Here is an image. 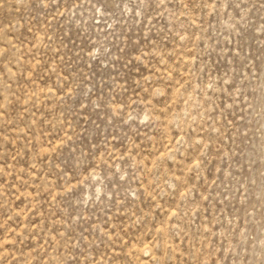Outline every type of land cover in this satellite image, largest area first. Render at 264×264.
<instances>
[{
  "label": "rangeland",
  "instance_id": "374dc122",
  "mask_svg": "<svg viewBox=\"0 0 264 264\" xmlns=\"http://www.w3.org/2000/svg\"><path fill=\"white\" fill-rule=\"evenodd\" d=\"M0 264H264V0H0Z\"/></svg>",
  "mask_w": 264,
  "mask_h": 264
}]
</instances>
